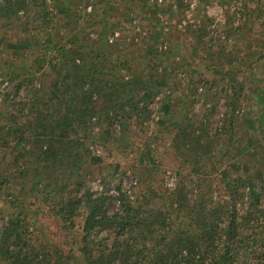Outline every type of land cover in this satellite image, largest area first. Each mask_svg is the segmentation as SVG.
I'll list each match as a JSON object with an SVG mask.
<instances>
[{
  "label": "trees",
  "instance_id": "16d2710c",
  "mask_svg": "<svg viewBox=\"0 0 264 264\" xmlns=\"http://www.w3.org/2000/svg\"><path fill=\"white\" fill-rule=\"evenodd\" d=\"M35 5L48 29L54 21L47 0H0V20L10 24ZM99 18L95 42L56 45L51 58L47 49L36 52L28 75L15 82L16 96L23 89L29 98L10 97L13 115L0 118V154L6 147L12 154L0 158L8 208L0 216V264H264V128L242 107L258 90L241 75L245 60L227 46L206 47L211 17L193 35L215 76H192L191 93L167 94L161 110L181 170L175 186H156L148 168L137 171V191L123 180L115 182L116 194L91 187L94 163L116 159L127 151L122 139L143 134L170 75L165 69L158 76L138 48L112 40ZM199 90L214 102L197 115ZM222 97L221 125L210 127ZM97 143L105 156L96 154ZM110 199L118 202L115 212ZM48 213L60 243L37 238Z\"/></svg>",
  "mask_w": 264,
  "mask_h": 264
},
{
  "label": "rangeland",
  "instance_id": "374dc122",
  "mask_svg": "<svg viewBox=\"0 0 264 264\" xmlns=\"http://www.w3.org/2000/svg\"><path fill=\"white\" fill-rule=\"evenodd\" d=\"M47 3V11L51 12L54 21L48 29L42 17L36 15V5L27 15H20V19L10 24L0 20V118L6 119L13 115L10 97L16 100L19 97L29 98L23 89L19 97L16 96L15 82L19 77L28 75L36 52L47 49L48 58H51L55 53L50 49L56 45L73 43L79 47L95 42L100 33L96 31L95 22L100 16L106 18L100 25L103 29L107 24L108 35L112 40L118 38L128 47L138 48L153 66H158V76L163 75L165 69L170 74L165 85L160 83L158 96L152 105L154 115L146 123L143 134L135 140L122 139L127 151L117 152L116 159L103 158L94 163V175L90 183L94 190L105 189L116 194L115 182L123 180L129 192L137 191L140 187L136 184L141 176L137 171L148 168L151 170L149 179L156 186H175L181 170L172 154L171 132L160 125L163 118L161 110L164 109L167 94L175 98L179 89L184 94L191 93L192 76L199 75L207 79L215 76V73L207 72L204 67L210 63L207 58H203L206 48L195 49L193 32L205 21L206 16L213 20L207 27L206 47L218 50L222 45L227 46V51H233L235 58L246 61L241 75H247L248 85L256 87L258 94L256 92L243 99L242 107L248 111V118L264 128V0H47ZM32 34V41H26ZM209 96L208 92L203 95L199 90L196 96L199 101L195 103L193 112L200 115L201 110L209 108L214 102ZM216 105L217 111L209 123L214 128L221 125L226 112L225 98L216 101ZM0 121L4 122L3 119ZM100 131L96 128L97 135ZM4 149L6 154H0V158L8 161L12 154L9 147ZM94 150L97 155L106 154L99 143L94 146ZM119 158L122 163L117 161ZM117 209L118 202L110 199L109 212ZM4 211H8V208L1 196L0 216ZM48 214L43 217L44 230L37 234V238L39 241L60 243L63 239L58 232L59 226L53 216ZM67 239L72 238L70 236Z\"/></svg>",
  "mask_w": 264,
  "mask_h": 264
},
{
  "label": "built area",
  "instance_id": "2783aa9c",
  "mask_svg": "<svg viewBox=\"0 0 264 264\" xmlns=\"http://www.w3.org/2000/svg\"><path fill=\"white\" fill-rule=\"evenodd\" d=\"M161 1V0H160Z\"/></svg>",
  "mask_w": 264,
  "mask_h": 264
}]
</instances>
